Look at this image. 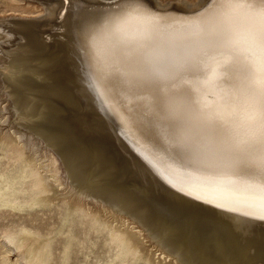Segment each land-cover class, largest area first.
Instances as JSON below:
<instances>
[{"label": "bare ground", "instance_id": "6f19581e", "mask_svg": "<svg viewBox=\"0 0 264 264\" xmlns=\"http://www.w3.org/2000/svg\"><path fill=\"white\" fill-rule=\"evenodd\" d=\"M26 1L41 5V20H0V264H88L90 234L91 247L103 241L95 264H261L260 221L182 196L160 173L176 189L233 203L251 199L253 187L211 189L173 160L130 118L127 97L81 82L71 47L79 22L59 18L61 0ZM200 3L154 0L175 16ZM96 42L107 46L103 35Z\"/></svg>", "mask_w": 264, "mask_h": 264}, {"label": "snow or ice", "instance_id": "6c2138e0", "mask_svg": "<svg viewBox=\"0 0 264 264\" xmlns=\"http://www.w3.org/2000/svg\"><path fill=\"white\" fill-rule=\"evenodd\" d=\"M110 2L61 0L59 18L79 22L71 47L81 82L127 97L130 118L209 188L244 180L254 189L249 200L221 201L176 189L161 172L180 195L264 227V0H201L195 10L182 4L180 16L157 11L154 0ZM97 35L107 38L103 51Z\"/></svg>", "mask_w": 264, "mask_h": 264}, {"label": "rangeland", "instance_id": "374dc122", "mask_svg": "<svg viewBox=\"0 0 264 264\" xmlns=\"http://www.w3.org/2000/svg\"><path fill=\"white\" fill-rule=\"evenodd\" d=\"M11 1V2H10ZM24 2H22V0L19 2V0H0V20H41L40 18L42 17V7L38 6L37 3H33V2H28L26 0H23ZM169 2L172 1H177V0H166ZM7 2V3H5ZM16 2V3H15ZM23 3V4H22ZM26 3V4H25ZM28 3V4H27ZM12 4H16L17 7H11L9 6ZM34 4H36L35 6H33ZM19 5V6H18ZM7 6V8H6ZM26 6V7H25ZM37 6L39 7V9L37 10ZM36 7V8H35ZM24 8V9H23ZM33 8V9H32ZM25 9L27 11H25ZM30 9V10H29ZM35 9V10H34ZM8 10V11H7ZM19 10V12H18ZM24 11V12H23ZM29 11V12H28ZM38 11V13H37ZM21 13V14H20ZM41 15V16H40ZM13 17V18H12ZM36 17V18H35ZM7 18V19H5ZM9 18V19H8ZM7 102H3L1 104L0 107H4L6 104H4ZM9 120V116H7V121ZM6 130V129H5ZM64 188V187H63ZM62 188V189H63ZM51 215L47 213L46 216L42 217L43 221H46L48 217H50ZM56 217V219H55ZM52 214V220L50 221V223H52L53 221L58 222L57 220V216H55ZM57 220V221H56ZM49 221V220H48ZM81 229V228H80ZM85 231H87V229H85ZM93 234L90 235H86V236H82V238H84V242H85V247L86 249L93 251V253L89 254L87 263L88 264H95L96 261V257H100L99 261L103 258V252H104V248H103V241L100 239L97 242V244L95 245V247H91V243L95 240H93ZM102 250V252H101ZM83 253H85V251H83ZM79 259L82 260L83 258L81 256H79ZM14 260V258H13ZM104 260V259H103Z\"/></svg>", "mask_w": 264, "mask_h": 264}]
</instances>
